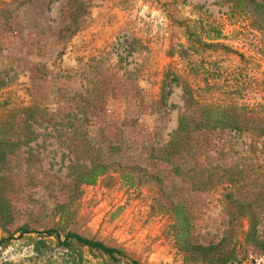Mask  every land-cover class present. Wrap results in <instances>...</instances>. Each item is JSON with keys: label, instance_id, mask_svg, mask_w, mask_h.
I'll list each match as a JSON object with an SVG mask.
<instances>
[{"label": "rangeland", "instance_id": "1", "mask_svg": "<svg viewBox=\"0 0 264 264\" xmlns=\"http://www.w3.org/2000/svg\"><path fill=\"white\" fill-rule=\"evenodd\" d=\"M233 3L0 0V140L26 142L0 161V264L68 262L45 229L125 255L81 249L76 264H264V137L205 131L196 105L261 110L264 23ZM182 115L192 147L176 155ZM97 164L94 185L77 180Z\"/></svg>", "mask_w": 264, "mask_h": 264}, {"label": "trees", "instance_id": "2", "mask_svg": "<svg viewBox=\"0 0 264 264\" xmlns=\"http://www.w3.org/2000/svg\"><path fill=\"white\" fill-rule=\"evenodd\" d=\"M234 2L233 6L235 9H238L240 13L246 17H252L254 21L258 18L257 21H261L264 23V4L258 3L256 0H231ZM199 69V68H198ZM197 68H191L192 71L196 72L197 74H200L202 77V83L205 86L208 91L210 90V84H209V77L210 74L208 71L199 72ZM259 87L261 88L260 91L264 94V80L260 81ZM236 93L232 91H228L225 93V97H231ZM242 97V96H239ZM240 99V98H239ZM97 100L100 104L105 101V93L101 92L97 96ZM263 104L260 106V109L264 112V97H263ZM200 110V118L204 124H199L202 126V128L205 131H214L219 130L220 132L223 131H243L246 132L251 137L261 138L264 137V113L259 110L254 112L253 109L249 108L248 106H242L240 110L236 111L235 113H230V108L228 107H222V106H200L199 104H196ZM45 110V109H44ZM46 111V110H45ZM82 111H85L83 109ZM81 111V112H82ZM22 112H26V117L24 118V123L27 121H33V123L36 121L34 120L35 114L38 112L43 113V110H41V106L35 104L33 108L31 109H25ZM83 113V112H82ZM8 118H11L9 125L14 124V118L15 116L11 113L7 115ZM232 117V118H230ZM73 127V125L71 126ZM25 127H23L24 129ZM7 130L10 132L13 130L11 127H9ZM76 129H74V132L72 134L76 133ZM193 130H191L190 125L187 123V118L185 115H182L179 118L178 128L175 134L174 140H172L168 144L167 150H172L175 152L176 155H181L183 152H187V150L191 149V133ZM30 135L33 136V139H35L38 134H33L32 132H29ZM18 135L20 136L19 132ZM30 141V139L28 140ZM26 142H9L8 140H0V161H3L4 158L7 156L6 154L13 153L16 150L17 145H25ZM106 172V168L102 164L93 165L91 169L88 171H85L81 173L77 180L81 181L84 185L92 186L96 183V181ZM122 181H124L125 184H128L130 182L131 176L124 175L122 176ZM173 214L176 219V225L178 230V235L176 236V243L180 248H192V245L189 243V225L187 218L184 216L183 213H181V207L176 206V208L173 210ZM32 232H29V230H20V236L29 234ZM38 235V237L41 238H54L56 240L57 246L61 247L63 250H65L66 257L71 258L68 262H64L63 264H76V261H81L80 257V250L86 249L88 252L92 253H98L99 255L107 257L110 261L116 263L120 259L124 258L125 255L120 251L116 250L110 247L105 246L101 242L94 241V240H88L85 239L79 235H76L74 233H66L64 236H61L57 230L54 229H45L41 232H34ZM10 238L7 239H0V245H3L7 242H9ZM46 248V245L40 241L36 242L34 245V251L36 254H40L43 249ZM199 252H204V249L197 248ZM131 264H136L135 262H131Z\"/></svg>", "mask_w": 264, "mask_h": 264}]
</instances>
